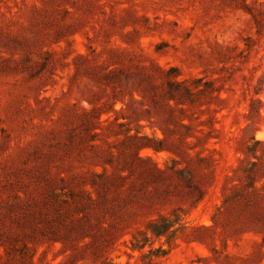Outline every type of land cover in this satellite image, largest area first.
Masks as SVG:
<instances>
[{"label":"rangeland","instance_id":"obj_1","mask_svg":"<svg viewBox=\"0 0 264 264\" xmlns=\"http://www.w3.org/2000/svg\"><path fill=\"white\" fill-rule=\"evenodd\" d=\"M0 264H264V0H0Z\"/></svg>","mask_w":264,"mask_h":264},{"label":"trees","instance_id":"obj_2","mask_svg":"<svg viewBox=\"0 0 264 264\" xmlns=\"http://www.w3.org/2000/svg\"><path fill=\"white\" fill-rule=\"evenodd\" d=\"M170 224L169 223H164L161 226H153V228L151 229V232L153 234H155L156 236H160L163 235L166 230L169 228Z\"/></svg>","mask_w":264,"mask_h":264}]
</instances>
